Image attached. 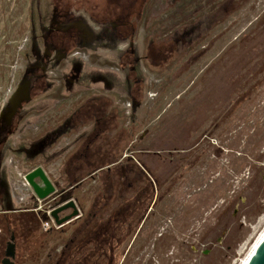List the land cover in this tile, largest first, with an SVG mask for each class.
<instances>
[{
    "label": "rangeland",
    "instance_id": "obj_1",
    "mask_svg": "<svg viewBox=\"0 0 264 264\" xmlns=\"http://www.w3.org/2000/svg\"><path fill=\"white\" fill-rule=\"evenodd\" d=\"M142 4L136 35L121 42L114 23L94 22L107 0H0V123L15 93L33 75L44 79L0 145V215L34 212L43 224L68 201L80 216L89 211L99 183L62 191V167L95 117L111 112L107 137L128 132L124 155L162 185L115 264H243L264 234V0ZM56 28L81 39L46 74ZM38 168L56 188L43 201L24 185ZM4 225L0 261L14 238L17 264L22 244ZM60 240L26 264H52Z\"/></svg>",
    "mask_w": 264,
    "mask_h": 264
},
{
    "label": "trees",
    "instance_id": "obj_2",
    "mask_svg": "<svg viewBox=\"0 0 264 264\" xmlns=\"http://www.w3.org/2000/svg\"><path fill=\"white\" fill-rule=\"evenodd\" d=\"M107 1L108 6L103 11L92 14L94 22L98 25L114 23L113 33L121 42L133 40L145 4L140 5L142 0ZM68 8L72 6H66ZM78 39L76 31L57 32L50 37L55 48L65 53L78 48ZM124 55L132 57L133 53L129 48ZM105 107L102 105L100 109L105 111ZM105 115L95 117L98 119L94 128L85 133L82 146L64 160L62 167L68 177L62 191L79 186L87 179L99 183L89 211L54 232H44L42 219L34 212L0 215L5 224L2 229L13 231V236L17 233L22 244L17 264L38 263L55 234L60 236L62 248L58 249L52 264H96L94 258L100 260V264L107 260L115 264L116 251L134 233L132 225L136 229L142 223L148 202H152L162 188L161 182L134 154L124 155L133 141L129 136L125 139L128 132L113 139L107 137L116 116L111 112ZM88 119L83 122L86 124ZM158 200L159 197L156 203Z\"/></svg>",
    "mask_w": 264,
    "mask_h": 264
},
{
    "label": "water",
    "instance_id": "obj_3",
    "mask_svg": "<svg viewBox=\"0 0 264 264\" xmlns=\"http://www.w3.org/2000/svg\"><path fill=\"white\" fill-rule=\"evenodd\" d=\"M29 89V83H25L24 86L20 88L12 97L10 101V106L7 108L6 112L3 114L2 117L8 123V125L12 124L14 118L16 117L22 106V103L28 101ZM25 179L28 185L31 186V188L33 189V192L38 201L46 200L56 193V188L54 184L46 175L44 170L41 168H38L33 172L29 173L25 177ZM68 210H72V214L61 218L60 215ZM51 217L55 220L58 226L65 227L66 225L70 224L81 216L76 203L74 201H68L58 207H55L51 212ZM8 255L12 256V258H15V253L12 250L8 252ZM3 264L14 263L10 262L9 260H5ZM248 264H264V240L259 245Z\"/></svg>",
    "mask_w": 264,
    "mask_h": 264
},
{
    "label": "flooded vegetation",
    "instance_id": "obj_4",
    "mask_svg": "<svg viewBox=\"0 0 264 264\" xmlns=\"http://www.w3.org/2000/svg\"><path fill=\"white\" fill-rule=\"evenodd\" d=\"M59 18H62V16H59ZM56 23V22H55ZM58 23L59 22H57L56 24L58 25ZM72 31H75L74 29H61V28H56L51 34H49V36H48V41H49V44H50V46L52 45V47H53V49H51V51H54V53L53 54H56V56H52L51 57V53H50V50H47L46 52H47V64H46V66L45 67H43V72H45L46 74H47V72L46 71H48L52 66H54L55 64H57L63 57H66L65 55H64V53L65 52H63V51H61V50H58V49H56L55 48V46L51 43V41H50V37H51V35L52 34H54V33H57V32H60V33H62V34H68V33H70V32H72ZM77 32V31H76ZM77 35H78V33H77ZM79 36V35H78ZM79 39H81V38H79ZM47 42V41H46ZM50 48V47H49ZM61 56H63V57H61ZM43 82L42 83V87H44V79H41L40 77L37 79V75H33L32 76V78H31V80H29V82H26V83H29V85H30V89H29V99L31 98V92L36 88L35 87V85H36V82H37V84H38V82ZM28 99V101H30ZM28 101H25V102H23L22 103V106H21V108H20V110H19V112H18V114L16 115V117L14 118V120H13V122H12V124L11 125H8V123L4 120V119H2V121H1V123H0V145H2V144H5L6 143V140H4L5 138H11L15 133H16V129H17V124H18V122H19V120H20V115H21V113L23 112V110H24V107H25V105H26V103H28ZM3 139V140H2ZM36 170V169H35ZM34 171V170H33ZM33 171H31V172H33ZM30 172V173H31ZM46 173V172H45ZM29 174V173H28ZM27 174V175H28ZM26 175V176H27ZM50 207V206H49ZM36 209L38 208V206H36L35 207ZM30 209H34V208H30ZM42 209V207L39 209V210H41ZM63 228V227H62ZM61 228V229H62ZM60 230V229H59ZM44 231V230H43ZM52 231H55V230H52ZM52 231H49V232H52ZM45 232V231H44ZM11 248V249H10ZM10 250H12V251H14V253H15V258H12V256H9L8 255V252H10ZM4 256H3V259H1V261H0V264H3V262L5 261V260H9L10 262H12V263H14V264H16V262H15V260H16V245H15V239L13 238V239H11L7 244H6V246H5V250H4Z\"/></svg>",
    "mask_w": 264,
    "mask_h": 264
},
{
    "label": "built area",
    "instance_id": "obj_5",
    "mask_svg": "<svg viewBox=\"0 0 264 264\" xmlns=\"http://www.w3.org/2000/svg\"><path fill=\"white\" fill-rule=\"evenodd\" d=\"M24 181H25L24 182V185L25 186H29L25 178H24ZM42 228H43V230L45 232H49V231H52V230H59L62 227H60V226L57 225V223L55 222V220L51 217V212H50L49 213V220L43 222Z\"/></svg>",
    "mask_w": 264,
    "mask_h": 264
},
{
    "label": "bare ground",
    "instance_id": "obj_6",
    "mask_svg": "<svg viewBox=\"0 0 264 264\" xmlns=\"http://www.w3.org/2000/svg\"><path fill=\"white\" fill-rule=\"evenodd\" d=\"M264 240V234L260 237L259 241L257 242V244L255 245V247L252 249L251 253L248 255V257L244 260L243 264H248L251 260V258L253 257L255 251L257 250V248L259 247V245L262 243V241Z\"/></svg>",
    "mask_w": 264,
    "mask_h": 264
},
{
    "label": "crops",
    "instance_id": "obj_7",
    "mask_svg": "<svg viewBox=\"0 0 264 264\" xmlns=\"http://www.w3.org/2000/svg\"><path fill=\"white\" fill-rule=\"evenodd\" d=\"M68 215H69L68 211H65V212H63V213L61 214V218H64V217H66V216H68Z\"/></svg>",
    "mask_w": 264,
    "mask_h": 264
}]
</instances>
